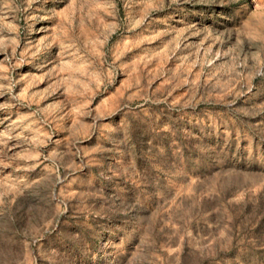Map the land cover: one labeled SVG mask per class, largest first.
<instances>
[{"label": "rangeland", "instance_id": "obj_1", "mask_svg": "<svg viewBox=\"0 0 264 264\" xmlns=\"http://www.w3.org/2000/svg\"><path fill=\"white\" fill-rule=\"evenodd\" d=\"M0 264H264V0H0Z\"/></svg>", "mask_w": 264, "mask_h": 264}]
</instances>
